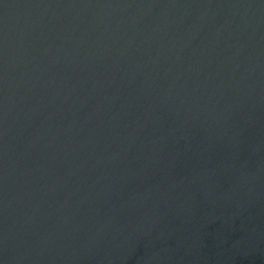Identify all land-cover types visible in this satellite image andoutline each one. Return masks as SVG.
<instances>
[{
    "label": "water",
    "instance_id": "water-1",
    "mask_svg": "<svg viewBox=\"0 0 264 264\" xmlns=\"http://www.w3.org/2000/svg\"><path fill=\"white\" fill-rule=\"evenodd\" d=\"M0 264H264V0H0Z\"/></svg>",
    "mask_w": 264,
    "mask_h": 264
}]
</instances>
